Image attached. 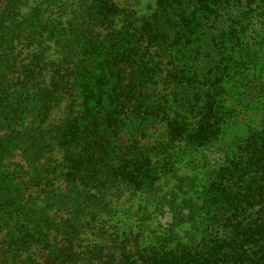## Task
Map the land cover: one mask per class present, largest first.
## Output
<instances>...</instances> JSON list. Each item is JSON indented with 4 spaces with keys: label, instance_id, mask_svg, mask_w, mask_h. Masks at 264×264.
Wrapping results in <instances>:
<instances>
[{
    "label": "trees",
    "instance_id": "16d2710c",
    "mask_svg": "<svg viewBox=\"0 0 264 264\" xmlns=\"http://www.w3.org/2000/svg\"><path fill=\"white\" fill-rule=\"evenodd\" d=\"M61 6L0 0V264H264V0ZM244 93L259 119L222 142Z\"/></svg>",
    "mask_w": 264,
    "mask_h": 264
},
{
    "label": "rangeland",
    "instance_id": "374dc122",
    "mask_svg": "<svg viewBox=\"0 0 264 264\" xmlns=\"http://www.w3.org/2000/svg\"><path fill=\"white\" fill-rule=\"evenodd\" d=\"M53 3H57L58 6L62 5L65 16L62 15L61 10V17L62 21L68 18H71L73 13H75L84 0H52ZM90 1V0H88ZM114 2L123 9H130L132 11H141L145 8H150L152 0H114ZM52 14L54 13L53 7H51ZM59 13V14H60ZM34 20L36 22H41L43 20L42 14L35 13ZM192 24H196V20L193 21ZM53 44V42L48 39L46 44ZM49 53H53V50L50 48L47 50ZM224 86H229V83H224ZM238 91L236 89H232V92ZM262 101V96L259 94H241L240 96L236 95H230L225 97L222 104L225 106L231 107L232 117L234 118L235 124L232 125V127L226 132L224 136H221L220 140L226 141L234 137L235 135H244L245 129L248 124L256 123L259 119V116L261 114L260 112V103ZM35 151L42 152H49V147H47V144L41 140V138L36 139L35 141ZM221 153L217 151L216 149H212L211 152L197 150L193 151L190 154H186L183 156L177 163L176 167L178 170V173L181 174L179 177H181V180H183V183H187L188 179L186 176H191L194 173L201 174L206 168L207 164L209 165H215L217 166L220 162ZM187 161V162H186ZM186 162V164H185ZM189 162V163H188ZM188 163V165H187ZM209 167H213V166ZM192 169H188V168ZM208 167V168H209ZM182 185V184H181ZM184 187V184L182 185ZM167 197V196H166ZM166 197L164 199H166ZM170 196H168L169 198ZM167 200H165L166 202ZM180 207V208H179ZM177 208L168 209L167 203L165 204L163 210L161 211V216H157L155 219L159 226L161 225L162 228H168L170 224L173 226L177 225L179 229H184L186 227V223H182L180 225L175 224L177 223L181 218L187 217L189 215V210L187 207H183L181 204ZM183 207V208H182ZM179 212V213H178ZM132 214V212H131ZM152 221V226L155 225L154 221ZM122 221H127L125 217L115 218L113 221H110V223L117 222L120 223ZM173 221V223H172ZM183 222V221H182ZM181 223V222H180ZM121 224H117L116 226H120ZM175 228V227H174Z\"/></svg>",
    "mask_w": 264,
    "mask_h": 264
}]
</instances>
